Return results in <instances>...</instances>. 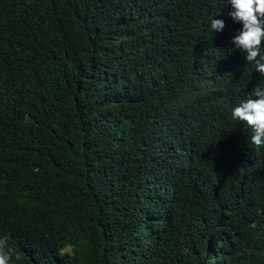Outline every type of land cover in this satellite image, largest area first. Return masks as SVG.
<instances>
[{
    "label": "trees",
    "instance_id": "trees-1",
    "mask_svg": "<svg viewBox=\"0 0 264 264\" xmlns=\"http://www.w3.org/2000/svg\"><path fill=\"white\" fill-rule=\"evenodd\" d=\"M229 11L0 0L9 264H264V147L231 115L264 76Z\"/></svg>",
    "mask_w": 264,
    "mask_h": 264
},
{
    "label": "clouds",
    "instance_id": "clouds-1",
    "mask_svg": "<svg viewBox=\"0 0 264 264\" xmlns=\"http://www.w3.org/2000/svg\"><path fill=\"white\" fill-rule=\"evenodd\" d=\"M230 5L228 15L242 27L233 37L236 49L246 53V60L254 65L256 72L264 76V0H226ZM224 21L212 19L210 30L222 31ZM232 119L243 122L251 129L250 143L258 150L264 147V90L254 89V98L242 101L232 110ZM19 257H17L18 259ZM12 249L6 238H0V264H9Z\"/></svg>",
    "mask_w": 264,
    "mask_h": 264
}]
</instances>
